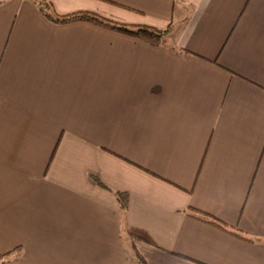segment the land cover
Segmentation results:
<instances>
[{"label": "crops", "instance_id": "1", "mask_svg": "<svg viewBox=\"0 0 264 264\" xmlns=\"http://www.w3.org/2000/svg\"><path fill=\"white\" fill-rule=\"evenodd\" d=\"M43 1L0 0V264H264V0Z\"/></svg>", "mask_w": 264, "mask_h": 264}, {"label": "trees", "instance_id": "2", "mask_svg": "<svg viewBox=\"0 0 264 264\" xmlns=\"http://www.w3.org/2000/svg\"><path fill=\"white\" fill-rule=\"evenodd\" d=\"M39 3H41L43 8L45 7V9L46 8L49 9L51 7L50 3L45 2L43 0H39ZM45 9L43 10L44 14L51 21L55 23L86 21V22H90L95 25H98V26H101V27H104V28H107V29H110L116 32L142 38L151 44H159L165 41L170 31V25L166 26L164 29H158V28L145 26V25H139V24H135V25L127 24V23L116 21V20H112L92 10H78V11H73V12L64 13V14H53V13L47 12ZM117 195L120 200V206L123 209L126 208L128 205V199H129L128 194L126 192H118ZM189 214L199 220L211 223L224 230H228L232 233H235L236 235H241L238 230L231 228L225 222H223L222 220H220L219 218H217L216 216L208 212L191 207L189 210ZM126 233L131 237L140 239L150 244H154V241L152 237L150 236V234L142 228L129 226L126 228ZM135 260L138 262V264H141L139 260L137 259Z\"/></svg>", "mask_w": 264, "mask_h": 264}]
</instances>
